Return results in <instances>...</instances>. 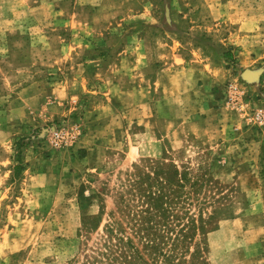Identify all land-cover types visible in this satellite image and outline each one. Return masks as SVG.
I'll list each match as a JSON object with an SVG mask.
<instances>
[{"label":"rangeland","instance_id":"obj_1","mask_svg":"<svg viewBox=\"0 0 264 264\" xmlns=\"http://www.w3.org/2000/svg\"><path fill=\"white\" fill-rule=\"evenodd\" d=\"M94 99L106 110L85 117ZM257 109L264 0H0V264H162L139 218L157 160L195 183L164 221L148 214L163 251L194 218L173 264H264ZM72 120V150L36 137Z\"/></svg>","mask_w":264,"mask_h":264},{"label":"trees","instance_id":"obj_2","mask_svg":"<svg viewBox=\"0 0 264 264\" xmlns=\"http://www.w3.org/2000/svg\"><path fill=\"white\" fill-rule=\"evenodd\" d=\"M225 56V58H229V54H226ZM151 164L154 166L152 172L153 176L148 180V187H156V190L152 191V193H147L146 207H148L150 210L146 208L139 211V218L141 220L140 229L145 231V238L147 237V244L145 245L146 248L149 245L151 251L157 256L161 257L162 264H173L172 260L175 257L173 254L177 250L178 243H184L186 239L190 237L191 232L193 233V230L197 227L195 220L193 217L188 216L187 221L183 223L181 228H179V235H175V237L172 239L171 247L163 251V247L167 242H163L161 237L158 235H151V237H148V233L146 234V231L150 229L148 221L152 217L148 214L153 213L154 219L157 217L164 221L167 218L169 209H172V204L180 202L182 204L180 207L183 208V205L187 203V194L194 190L195 183L190 182L189 175L185 170L179 172L175 166L166 165V163H164L162 160H157L154 162L152 161ZM140 191H144V189L140 187ZM183 218L184 216L182 219ZM158 224H160L162 227L165 226L163 222H153V226ZM178 252L181 254V251H177V253ZM118 258L120 262H126V259H124L123 255H119ZM116 259L117 258H114V260Z\"/></svg>","mask_w":264,"mask_h":264},{"label":"built area","instance_id":"obj_3","mask_svg":"<svg viewBox=\"0 0 264 264\" xmlns=\"http://www.w3.org/2000/svg\"><path fill=\"white\" fill-rule=\"evenodd\" d=\"M241 92L240 83L237 80L230 81L226 85L228 101L232 106H238ZM252 119L259 125L264 123V109H257L252 114ZM81 134V123L78 120H72L53 123L50 127L42 129L36 137L53 150H72Z\"/></svg>","mask_w":264,"mask_h":264},{"label":"crops","instance_id":"obj_4","mask_svg":"<svg viewBox=\"0 0 264 264\" xmlns=\"http://www.w3.org/2000/svg\"><path fill=\"white\" fill-rule=\"evenodd\" d=\"M229 58H234V56L231 57V55H229ZM61 91L63 92V95H64L65 91H67V90H66L65 87H62V89L58 90V92L61 93ZM98 100L99 99H94L93 102H90L89 104H87V106H85V112H84V116L85 117L91 115V112L106 110L107 103L100 102L101 106L97 110L94 109V111H93V108H95L94 105H95V103H98ZM205 103H206V104H204L205 107H206L207 104H209L210 107L216 105L218 103L217 96L216 95H211V98L208 99ZM29 153H30V151L27 150V149H25V151H23V153H22V157H23L24 163L26 165L25 166L26 170H24L23 172L28 174L27 175V177H29L28 181H30V180H32V178H34V177H31V175L33 173L32 172V168L33 167L35 168V164L34 163H35V160H36V158H34L35 156L34 157H32V156L30 157ZM155 155H156V153H155ZM36 172H37V174L40 173L38 169L35 170V173ZM34 175L36 176V174H34Z\"/></svg>","mask_w":264,"mask_h":264}]
</instances>
